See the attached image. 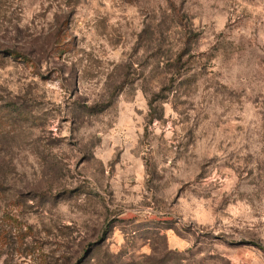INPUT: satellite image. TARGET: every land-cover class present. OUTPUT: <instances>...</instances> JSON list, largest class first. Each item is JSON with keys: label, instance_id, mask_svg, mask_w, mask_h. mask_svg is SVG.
Masks as SVG:
<instances>
[{"label": "rangeland", "instance_id": "1", "mask_svg": "<svg viewBox=\"0 0 264 264\" xmlns=\"http://www.w3.org/2000/svg\"><path fill=\"white\" fill-rule=\"evenodd\" d=\"M0 264H264V0H0Z\"/></svg>", "mask_w": 264, "mask_h": 264}]
</instances>
